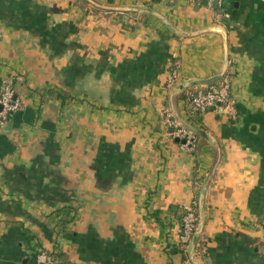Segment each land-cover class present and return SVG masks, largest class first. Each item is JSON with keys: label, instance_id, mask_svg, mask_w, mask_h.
<instances>
[{"label": "crops", "instance_id": "obj_1", "mask_svg": "<svg viewBox=\"0 0 264 264\" xmlns=\"http://www.w3.org/2000/svg\"><path fill=\"white\" fill-rule=\"evenodd\" d=\"M115 7L155 10L175 29L141 12L134 19L149 17L131 29ZM224 43L234 112L212 109L200 127L184 92L207 83L184 84L222 72ZM171 57L180 68L168 86ZM14 76L73 98L21 97L0 127V264H38L54 250L81 264H184L180 217L192 202L206 241L198 264H264V0L217 10L199 0H0V92ZM166 107L204 133L196 171ZM64 206L74 217L57 215Z\"/></svg>", "mask_w": 264, "mask_h": 264}, {"label": "built area", "instance_id": "obj_2", "mask_svg": "<svg viewBox=\"0 0 264 264\" xmlns=\"http://www.w3.org/2000/svg\"><path fill=\"white\" fill-rule=\"evenodd\" d=\"M208 6L217 2L218 7L221 8L225 0H206ZM179 60H175L174 67L167 74L166 83L171 86L178 79ZM231 80L228 74L223 75L217 82L206 85L204 88H196L189 91L188 97L190 103L194 108L200 112L207 109H217L225 107L230 113L234 112V101L231 99ZM21 101L16 97L11 86V79H7L0 92V127H2L8 120V116L16 111L20 106ZM164 121L167 127L171 128L170 135L172 137L183 139L184 148L190 152L194 148L196 139L195 132L188 126L179 123L173 116L170 108H164ZM198 217L196 210L193 208L186 210L180 230V238L183 246L188 243L196 231ZM205 252V247L200 248L198 253ZM204 254V253H203ZM196 256V253H195ZM38 264H54L50 262L49 256L42 252L38 255ZM188 264H190L189 260Z\"/></svg>", "mask_w": 264, "mask_h": 264}, {"label": "trees", "instance_id": "obj_3", "mask_svg": "<svg viewBox=\"0 0 264 264\" xmlns=\"http://www.w3.org/2000/svg\"><path fill=\"white\" fill-rule=\"evenodd\" d=\"M123 14L129 16L132 19V22H129L130 23L129 25H130L131 29L136 28L139 25L138 23H140V24L145 23V22H142V18L144 17L142 14H139L138 19H134L135 16H137L136 12L128 11V12H124ZM175 60H176V57H171V59H170L171 62H170V65L168 66V73L174 67ZM11 86H12V89L14 91V94L16 95L17 98H19L20 101H21V97L22 98L23 97H28L30 95H34L35 94V95H37V97L39 99L40 105L48 103L49 101H53V100L60 99V100L63 101V100H66V99H72L73 98L71 93L69 91L65 90V89L52 88V87L33 88V87L29 86L28 84H26L25 81L18 79L17 76H14L11 79ZM200 87H205V86H199L197 88H200ZM188 89H192L193 90V89H196V87H190ZM187 90L184 92V97L186 98V102H187L188 120L190 122H192L193 124H196V125H199L200 127H202V115L204 113L212 110L213 108L207 109L204 112H200L198 109L194 108V106H192V104L190 103V100L188 98ZM16 111H14V112H16ZM13 113H11L8 116V120L11 118ZM6 124H7V122L2 127L6 126ZM195 136H196V139H195V142H194V148H193V150L190 151V153L194 156V161H195L194 170L196 171V169H197V167L199 165V160H198L199 144H198V141H199L200 137L197 134H195ZM181 140L182 139H179L178 141H181ZM195 175L196 174L194 173V179H195ZM190 206L192 207V209L194 208L196 210V215H198L195 202H192L190 204ZM61 208L62 207H59L57 210H55L57 212V215H60V212H64V214L69 216L70 218L74 217L75 208H72V207H69V206L68 207L64 206L62 209ZM185 212H186V210H183L182 215L180 217V228H181V225H182L183 216H184ZM60 221H59L58 225L61 224L62 228H63L64 225H65V222L64 221L60 222ZM61 225H60V227H61ZM205 246H206V241H203V238L201 236L198 239L197 244L195 246V250H194L195 253H197L200 250V248L205 247ZM45 253L49 256L50 262L54 263V264H81V263H77V262L73 261L70 258L69 254L67 252H65V251L54 250V251H49V252H45Z\"/></svg>", "mask_w": 264, "mask_h": 264}, {"label": "water", "instance_id": "obj_4", "mask_svg": "<svg viewBox=\"0 0 264 264\" xmlns=\"http://www.w3.org/2000/svg\"><path fill=\"white\" fill-rule=\"evenodd\" d=\"M187 1V0H185ZM200 4L207 6V1L206 0H199ZM212 8L217 9L218 4L217 2L212 3L211 5ZM114 10H119V11H131V12H141V13H149L152 14L154 16H156L157 18H159L160 20H162L165 24H167L171 29H175V26L173 23H171L166 17H164L163 15H161L160 13H158L155 10L152 9H147V8H142V7H115L113 8ZM197 32V31H196ZM196 32H181L182 35L184 36H189V35H193ZM224 50H225V61H224V66L222 69V72L220 74H216L214 76H211L209 78L206 79H193V80H189L186 81L184 86H189L192 84H196V83H207V84H211L213 82H215L217 79L221 78V76L223 75V73L225 72L227 65H228V61H227V46L226 43H224ZM186 126H188L189 128H191L194 132L197 133H201L204 134L202 130L200 129H195L194 127L184 124ZM176 140H179L178 138H176ZM182 143H184V140H181ZM206 184L207 181H205V183L202 185L201 189H200V193H199V198L197 201V207L199 212H202V207H203V203H204V195H205V190H206ZM200 223V220H198ZM200 236V228L198 227L197 230L194 232V234L192 235L191 239H190V244H189V255H188V260L190 262V264H198L196 261V257L194 254V250H195V246L197 244V241L199 239Z\"/></svg>", "mask_w": 264, "mask_h": 264}, {"label": "rangeland", "instance_id": "obj_5", "mask_svg": "<svg viewBox=\"0 0 264 264\" xmlns=\"http://www.w3.org/2000/svg\"><path fill=\"white\" fill-rule=\"evenodd\" d=\"M143 16H144V18H146L147 16L149 17V15H146V14H142ZM180 67H178V69H179ZM179 71V70H178ZM178 80V79H177ZM175 83V82H174ZM173 83V84H174ZM233 84V81L231 82V85ZM233 88H234V84H233V86H232ZM231 91H233L232 90V88L230 89ZM189 91H192V89H188L187 90V94L189 93ZM232 95V94H231ZM232 97H234V96H232ZM189 98V97H188ZM165 116V115H164ZM192 207L190 206V205H188V206H185V208H184V210H188V209H191ZM197 217H198V215H197ZM197 228H198V223H197V226H196V230H197ZM180 242H181V244H180V246H181V248H186V250H187V252H189V244H190V241L188 242V243H186L185 244V246H183V244H182V241H181V238H180ZM204 253V252H203ZM202 253V254H203ZM194 254H195V251H194ZM202 254H200V253H196V255H202ZM184 264H188V261L187 260H184Z\"/></svg>", "mask_w": 264, "mask_h": 264}]
</instances>
